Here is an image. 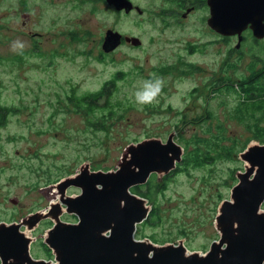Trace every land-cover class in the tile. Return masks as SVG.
<instances>
[{
    "label": "rangeland",
    "instance_id": "1",
    "mask_svg": "<svg viewBox=\"0 0 264 264\" xmlns=\"http://www.w3.org/2000/svg\"><path fill=\"white\" fill-rule=\"evenodd\" d=\"M20 1L0 0V100L15 108L0 134V203L6 200V220L24 217L29 228L61 204V220L76 223L61 202L60 181L86 165L113 172L129 145L153 138L166 142L174 134L182 158L187 152L179 136L194 144L192 158H215L204 156L192 165L190 157L183 170H173L164 191H153L146 203L150 214L158 206L161 223L145 220L136 238L155 237L164 246L183 242L190 252L205 254L219 242L217 218L226 200L232 201L238 174L249 166L241 154L249 146H264L251 141L240 152L251 135L232 112V98L218 96L214 82L248 76L252 58H264L263 48L254 39L240 49L237 37L223 42L207 25L204 10L177 22V14L162 12L165 0H134L143 13L130 15L119 14L106 0H24L25 6ZM108 30L141 44L125 42L106 54L102 43ZM255 60L257 68L263 65ZM156 78L162 84L155 98L137 103L135 92ZM113 79L109 104L100 99L95 108L83 101ZM97 121L105 123L104 130L94 127ZM221 146L235 149L234 157L221 156ZM78 191L69 188L66 196ZM40 221L35 231L24 232L33 240L30 253L56 264L45 247L54 219Z\"/></svg>",
    "mask_w": 264,
    "mask_h": 264
},
{
    "label": "water",
    "instance_id": "2",
    "mask_svg": "<svg viewBox=\"0 0 264 264\" xmlns=\"http://www.w3.org/2000/svg\"><path fill=\"white\" fill-rule=\"evenodd\" d=\"M106 1L126 13L133 9L128 0ZM212 1L215 3L208 25L222 36L237 37L236 49H240L247 28L256 39L264 37V0ZM123 40L135 47L141 44L137 38L108 30L103 52L115 51ZM183 150L174 134L166 142L153 138L129 145L113 172L91 171L86 165L79 173L60 181L56 187L65 212L76 216L77 222L61 220V204L50 215L54 226L45 243L56 264H264V146H249L241 154L249 166L238 174L232 201L226 200L222 215L217 218L219 242L214 241L205 254L190 252L183 242L164 246L136 238L137 227L148 219L150 208L147 200L131 189L145 185L152 174L168 175L183 160ZM69 188L79 189L80 194L66 196ZM20 227L21 224L0 226L1 264H52L32 257L33 240L20 233Z\"/></svg>",
    "mask_w": 264,
    "mask_h": 264
},
{
    "label": "trees",
    "instance_id": "3",
    "mask_svg": "<svg viewBox=\"0 0 264 264\" xmlns=\"http://www.w3.org/2000/svg\"><path fill=\"white\" fill-rule=\"evenodd\" d=\"M255 58L259 59L261 56L258 54L256 57H253V63L252 67L250 68L249 75L246 77H241V79H236L237 76H235V79L231 78H219L217 82H214L216 84L215 88L217 90L218 96H224V97H229V99L232 98V112L235 113V115L238 116V118L243 119L244 121V126L247 131L251 136L250 139L246 140L244 148L240 151L242 152L247 145L251 141H256L259 144H264V62L263 65H260V67L257 68V62ZM119 75H116L118 77ZM122 76V75H121ZM115 77V78H116ZM115 82L114 79L108 83L105 84L99 91H97L94 94L87 95L84 97L83 101L86 102L88 105H92L91 107H98L99 106V101L100 99H104L103 101L106 104H109L111 102V92L112 89L115 87ZM81 100V99H79ZM81 100V103H84ZM3 103L0 100V122L3 123L5 122V118L7 115L11 112V109L7 108L5 105L2 107ZM115 106H119L118 103L114 102ZM86 107V106H85ZM91 108H89L90 110ZM248 115L249 118L243 117L244 115ZM95 128H102L104 130L105 123H100V121L95 122L94 124ZM92 125V126H93ZM102 125V127H101ZM180 144L183 143L185 151L187 152L185 156H183V161L182 163L177 165V170H183L182 166L186 165L187 161L189 158L193 157L192 154L189 153L191 149H194L193 147L194 144H192L191 141H185L183 138L179 136ZM138 143V142H137ZM216 146H220L221 144L220 140H216ZM223 148L222 155L225 159H230L234 157V152L235 149H232V147H225L221 146ZM210 157V158H215L211 154H200L198 157L196 156L195 158H192L190 161L192 165L195 163V161L198 160L201 161L202 157ZM174 174V171L170 173V175H164L162 176V183L156 182V178L159 177L157 174H152L149 181L143 185V186H136L131 189V191L134 194L139 195L142 198H145L146 200H152V195L153 191H157L160 189V191H164L168 178ZM234 183L237 182V179L235 177L232 178ZM160 181V180H159ZM140 188H146L145 192H141L139 189ZM156 220L157 224L161 223L160 220V215H159V210L158 206L156 204L153 205V210L151 211L150 218L147 219L145 222L152 223ZM142 237V236H141ZM152 241L156 244L160 243L158 242V239L155 237L151 238ZM163 245V242L161 243ZM47 248V251L49 252V259L53 258L52 250L45 245Z\"/></svg>",
    "mask_w": 264,
    "mask_h": 264
},
{
    "label": "flooded vegetation",
    "instance_id": "4",
    "mask_svg": "<svg viewBox=\"0 0 264 264\" xmlns=\"http://www.w3.org/2000/svg\"><path fill=\"white\" fill-rule=\"evenodd\" d=\"M61 1H64V0H59V2ZM130 3H132L133 5V9L129 12V13H126V10H117L116 6L114 5L113 6V9L118 12L119 14H132L134 13L135 11L138 13V14H142L143 13V10L139 7L140 5H138L134 0H128ZM166 1V6L162 7V12L163 13H171V14H177L175 15V18L177 20V22H180L182 21V19H186L187 18V14L188 15H191V14H194L195 12H197L198 10H204L205 13H207V15L205 16V21L208 22V19L210 18V15L212 13V5H214V1H212L210 3V0H165ZM20 5L21 6H25L26 5V2L24 0H21L20 1ZM27 23L24 22L23 23V26H26ZM208 25V24H207ZM262 26H263V32H264V21L262 22ZM211 31L213 33H215L217 35L218 38H220L223 42H228L231 37H225V36H222L220 34H217L214 30L211 29ZM35 36L37 37H40L41 34H34ZM34 35H32L33 37H35ZM233 38H236V37H233ZM246 39H254V41L256 42L257 45L261 46L264 50V37L261 38V39H256L253 37V34L250 30H247L245 33H244V36H243V42L242 44L245 43ZM126 41L123 40L122 44H124ZM128 43V42H127ZM103 44V43H102ZM121 44V45H122ZM241 44V46H242ZM114 52V51H113ZM112 52V53H113ZM106 54H110V53H106ZM228 55H230V49H228ZM260 61H263L264 62V58H260ZM2 102V100H1ZM6 106V105H5ZM2 107H4V105H2ZM7 108L11 109V112L9 113V115H11L15 108L13 107H10V106H6ZM6 119V118H5ZM5 124V122L1 123L0 122V134H1V129L3 128V125ZM52 190V189H50ZM80 193V190L78 191ZM5 203H6V200H2V202L0 203V226L2 225H12V224H21V227L19 229V232L20 233H26L28 231V222L26 221L27 219H24V217H15V218H11L6 220V208H5ZM16 203V202H15ZM14 203V204H15ZM21 205V206H20ZM23 204H19L18 206L19 207H22ZM54 211L52 212H49V213H45L42 215L41 219L42 218H46V219H49V221H52L53 220V217H50L51 214H53ZM29 217L33 215V213H29L28 214ZM27 215V216H28ZM43 222V221H42ZM41 221L36 223V225L34 226V228L32 229H29V231L31 230V232L35 231L37 229V227H39V225L42 223ZM0 264H1V261H0Z\"/></svg>",
    "mask_w": 264,
    "mask_h": 264
},
{
    "label": "clouds",
    "instance_id": "5",
    "mask_svg": "<svg viewBox=\"0 0 264 264\" xmlns=\"http://www.w3.org/2000/svg\"><path fill=\"white\" fill-rule=\"evenodd\" d=\"M22 47V45H21ZM161 80L156 78L155 80L144 81L143 89L135 92V100L137 103H150L158 94L161 87Z\"/></svg>",
    "mask_w": 264,
    "mask_h": 264
},
{
    "label": "bare ground",
    "instance_id": "6",
    "mask_svg": "<svg viewBox=\"0 0 264 264\" xmlns=\"http://www.w3.org/2000/svg\"><path fill=\"white\" fill-rule=\"evenodd\" d=\"M258 4V3H257ZM256 4V5H257ZM262 8H263V6H262ZM247 30H250L251 31V29H249V28H247L245 31H243V36H244V33L247 31ZM252 32V31H251ZM252 34H253V32H252ZM253 37H254V35H253ZM255 38V37H254Z\"/></svg>",
    "mask_w": 264,
    "mask_h": 264
}]
</instances>
